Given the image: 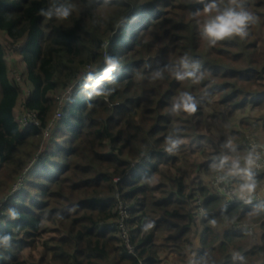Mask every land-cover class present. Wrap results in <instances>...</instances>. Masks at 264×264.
Masks as SVG:
<instances>
[{"label": "trees", "instance_id": "trees-1", "mask_svg": "<svg viewBox=\"0 0 264 264\" xmlns=\"http://www.w3.org/2000/svg\"><path fill=\"white\" fill-rule=\"evenodd\" d=\"M54 3L71 4V16L57 20L39 14ZM204 3L0 0V35L6 36V44L0 40V264H32L20 259V251L41 241L44 222L56 218L70 221L62 224L59 240L45 243L46 257L37 264H264V234L250 245L246 230L218 234L213 227L221 220L264 229V207H226L199 178L188 184L190 177L177 167L186 144L209 149L196 140L199 121L218 123L217 116L206 114L209 98L217 96L216 104L229 108L230 115L264 89V0H238L236 10L257 20L245 38H228L215 47L202 34L209 19ZM226 4L223 0L221 8ZM197 10L200 15L193 17ZM8 51L23 59V82L31 87L27 97L12 77ZM185 54L200 64L199 83L174 78ZM157 72L161 78L153 79ZM72 85L25 189L9 195L43 146L58 99ZM183 92L194 97L192 114L172 111ZM21 103L38 113L40 128L20 127L15 109ZM170 135L191 141L168 152ZM222 169L227 175L228 167ZM251 171L259 188L264 173ZM198 198L207 214L196 250ZM121 208L128 214L132 252L119 236Z\"/></svg>", "mask_w": 264, "mask_h": 264}, {"label": "crops", "instance_id": "crops-1", "mask_svg": "<svg viewBox=\"0 0 264 264\" xmlns=\"http://www.w3.org/2000/svg\"><path fill=\"white\" fill-rule=\"evenodd\" d=\"M4 39H5V43L4 42L2 43L6 44L5 35H4ZM11 53H13L15 56H18L15 59L21 61L22 67L24 68L25 71L26 68L22 57L13 51ZM8 63L10 65L9 61ZM263 85H264V80H263ZM27 91L30 93L31 87L26 86L24 89V93H26ZM257 92H258L257 96L253 98L251 103H249L246 107L236 110L230 115H227L220 122L221 125L218 128L217 126L207 124L204 127L205 129L202 130L199 129V131L196 134L197 136L196 140H201L202 142L207 143L206 145L209 147V149L205 150L206 148H208L207 146H205V148H203L205 151H197L194 146H192V149L189 148V145L186 144L189 142L186 141L183 142L184 144H186V149L184 155H182L181 153L178 155L179 161L177 162L178 163L177 167L182 172H184L187 177H190L195 172L196 174H199L198 177L201 184L206 188H209L210 185L208 184L207 186L204 183L201 173L205 172V174L208 175L217 172L220 169L219 163H221L224 157H228L227 161L224 164L225 166L228 167L229 172L231 170L232 161L235 159H240L241 167L243 168L245 166L243 162V154L245 153V142L248 136L252 135L253 137L257 138L258 129L260 130L259 138L264 145V89L262 90L259 89L257 90ZM19 111H20V104H18L15 109L16 115L19 113ZM228 116L231 117L227 118ZM228 119L233 120V122L229 124ZM225 129L226 132H224ZM206 135L209 136L208 140H206ZM194 144H196V142ZM229 144H231V147H228ZM231 177L232 180L236 182L239 188L241 184L246 182L242 174H233L231 175ZM210 181H212V178ZM210 181L209 183L212 184L213 181L212 182ZM253 182L255 186L259 185L254 180ZM262 183H264V177L262 179ZM209 189L211 190V188ZM202 219H203L202 216H199L197 218V223L195 227L196 228L200 227V230L199 232L197 231V233L194 234L192 237L196 250H199L201 247L200 239H201V233L203 231V226L201 224ZM233 222L229 221L224 223L232 224ZM257 225L260 227V224ZM260 230H261V234L258 237V241L256 240L255 242H253L250 238L249 239L250 245H255L256 243L257 244L260 243L261 237L264 234V229L260 227ZM215 232H217L218 234L224 233V232L220 233L217 230H215Z\"/></svg>", "mask_w": 264, "mask_h": 264}, {"label": "clouds", "instance_id": "clouds-1", "mask_svg": "<svg viewBox=\"0 0 264 264\" xmlns=\"http://www.w3.org/2000/svg\"><path fill=\"white\" fill-rule=\"evenodd\" d=\"M204 3V0H200ZM223 0H210V2L204 3L203 13L209 17L203 23L202 34L207 40L210 47H215L220 41H223L232 37H240L241 39L247 36V28L250 24L256 22L257 17L248 11H237L236 6L238 0H227L226 6L221 8L220 4ZM73 12V6L71 4H59L54 3L48 9L41 8L39 14L46 19H52L55 17L57 20H67ZM200 10L193 13V17H198ZM107 61L116 66L118 61L116 58L109 56ZM200 64L198 62L193 63L187 54L180 57L179 68L173 75L178 81H184L190 79L193 83H199L203 78V74L199 73ZM199 73V74H198ZM162 73L157 72L154 74L153 79L161 78ZM196 102L194 97L189 92H183L172 104L173 113L183 111L188 114H192L196 111ZM183 141L180 138L168 136L166 138L167 148L166 151L172 152L177 149ZM231 147V144L228 145ZM234 150V149H233ZM228 157H224L221 161L220 167H223ZM259 157L250 151L243 157L244 167H241L240 159L232 161L231 170L229 175L242 174L245 179V183L241 184V192H252L255 188L253 182V173L251 169L255 166ZM207 214V212H206ZM146 227H152V224H148ZM7 239V237H5Z\"/></svg>", "mask_w": 264, "mask_h": 264}, {"label": "built area", "instance_id": "built-area-1", "mask_svg": "<svg viewBox=\"0 0 264 264\" xmlns=\"http://www.w3.org/2000/svg\"><path fill=\"white\" fill-rule=\"evenodd\" d=\"M23 88L21 83V78L19 75L14 78ZM73 86L68 89L57 101V109L52 118V122L50 125L44 129L43 131V143L40 150L37 152L36 156L29 161L26 168L17 178L15 184L12 187L9 195L13 196L18 192H21L25 189V183L28 176L31 174L33 168L36 166L37 162L39 161L41 154L46 149V142L51 138L54 128L60 121L63 116V110L66 106L67 100L71 94ZM25 88H23L24 91ZM26 97L29 95L27 91L24 93ZM17 122L19 123L20 127L24 129H28L30 127H41V121L38 117V113L34 111L26 110L25 106L21 103L20 104V111L16 115ZM248 142V141H247ZM254 152L255 155L259 157L257 159L255 166L251 169L256 172L264 173V145L259 143L256 139L249 140L248 143L245 144V154L246 156L248 152ZM243 156V157H244ZM211 191L214 195L223 199L224 206L230 207L235 204H242L244 207H255V206H262L264 207V185L259 189L253 190L252 192H241L240 189L237 188L234 184L231 183L229 177L225 174L223 169H219L217 172L214 182L212 184ZM6 200V199H5ZM203 199L198 198L196 201V212L200 215H206V211L202 206ZM1 209V208H0ZM128 217L127 211L125 209H120V221L118 225L119 236L126 244V246L133 251V248L130 246V239L128 229L125 224V220ZM257 224L252 223H244V222H235L232 224V229L234 231L246 230L249 234H253L255 232Z\"/></svg>", "mask_w": 264, "mask_h": 264}, {"label": "rangeland", "instance_id": "rangeland-1", "mask_svg": "<svg viewBox=\"0 0 264 264\" xmlns=\"http://www.w3.org/2000/svg\"><path fill=\"white\" fill-rule=\"evenodd\" d=\"M0 40L2 41V42H4L5 43V39H4V35H0ZM12 51H8V53H7V56H8V58H9V62H10V68H11V74H12V77L13 78H16V76L17 75H19L20 76V78H21V83H22V85H23V88H25L26 87V84L23 82V77H24V75H25V71H24V68L22 67V64H21V61H18V60H16L15 58L16 57H18V56H15L13 53H11ZM261 84H263V81L261 82ZM208 100H210V104L211 105H208L207 107H206V114L207 115H209V117L211 116V115H215V116H217V118H218V120H216V123L217 124H213V120L212 119H210V118H207L206 119V121H199V124L201 123V128H200V130H202V129H205L204 127L207 125V124H210V125H214V126H217V128L221 125V121L228 115V113L230 112V109L229 108H226V107H221V106H219L218 104H216V102H217V100H218V97L216 96V97H211V98H209ZM225 113V115H223V116H221V115H219L220 113ZM229 117H231V116H228L227 118H229ZM236 117V116H235ZM235 117H234V119H235ZM198 119V118H197ZM232 119V118H231ZM231 119H228V121H229V124H231L232 122H233V120H231ZM199 120H203V118L202 117H200L199 118ZM199 124H198V126H199ZM259 129H258V136H257V138H255V137H253L252 135L251 136H248L247 137V140H246V142H245V144L246 143H248L249 142V140H251V139H256L259 143H261L262 145H263V143L261 142V140H260V138H259ZM198 132V131H197ZM224 132H226V129H225V131ZM208 138H209V136L208 135H206V140H208ZM187 142H189V141H191V139H188V140H186ZM248 141V142H247ZM209 148V147H208ZM220 169H222V167H220ZM226 170V169H225ZM219 171V170H218ZM217 171V172H218ZM217 172H214L213 174H208V175H206L205 174V172H203V173H201L202 174V177H203V180H204V183L208 186V184L210 185V187L209 188H212V184H213V182H214V178H215V176H216V174H217ZM227 175L228 176H231V175H229V170H227ZM205 174V175H204ZM198 175L199 174H196L195 172L190 176V178H189V180L187 181V183L188 184H191L192 182H193V180L194 179H196V178H199L198 177ZM211 178H212V181H210L211 180ZM159 179V178H158ZM157 179V180H158ZM209 181L210 182H212V184L211 183H209ZM261 186L260 187H262V185H264V183H262V184H260ZM259 187V188H260ZM259 188H254V190H256V189H259ZM238 189H240V188H238ZM21 192H23V190L21 191ZM21 192H18V193H16V194H20ZM55 221H45L44 222V224H43V229H42V232H41V236H40V238H41V241H37L36 243H35V245L33 246V247H28V248H25V249H23V250H21L20 251V254H19V256H20V259H23V260H25L26 262H28V263H32V264H34V263H38L42 258H45L46 257V253H45V248H46V245H45V243L46 242H48V241H51V240H59L61 237H62V224H68V222L70 221L69 219H62V220H59V219H54ZM244 223H249V222H244ZM233 224V223H232ZM232 224H230V223H222V221L220 220H217V221H215L214 222V224H213V227H214V229L215 230H217L218 232H220V233H223L225 230H228V229H230V228H232ZM252 224H254V223H252ZM199 230H200V227H198V228H194V232H193V235L194 234H196L197 233V231L199 232ZM248 233V232H247ZM261 234V230H260V227L257 225L256 226V229H255V232L253 233V234H249L248 233V235H249V239L251 238V240L253 241V242H255L256 240L258 241V237H259V235ZM196 237V236H195ZM195 241H196V239H195Z\"/></svg>", "mask_w": 264, "mask_h": 264}]
</instances>
